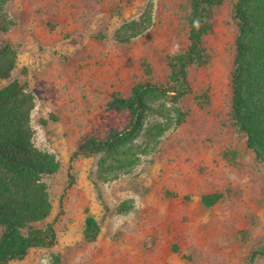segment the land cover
<instances>
[{"label":"rangeland","instance_id":"obj_1","mask_svg":"<svg viewBox=\"0 0 264 264\" xmlns=\"http://www.w3.org/2000/svg\"><path fill=\"white\" fill-rule=\"evenodd\" d=\"M236 2L214 10L213 31L204 38L208 63L189 69L192 93L181 101L186 121L165 135L157 154L111 184L93 183L101 156L76 159L63 215L71 156L91 138L104 140L129 125L128 110L108 108L114 94L167 82L168 57L189 45L191 0L8 2L15 25L0 33V45L17 48L18 62L0 89L27 79L36 103L33 143L60 163L57 174L43 178L52 212L37 225L55 223L57 243L10 264H245L264 240V164L229 117ZM217 193L224 197L216 204L203 203ZM89 215L101 226L93 243L84 239Z\"/></svg>","mask_w":264,"mask_h":264},{"label":"trees","instance_id":"obj_2","mask_svg":"<svg viewBox=\"0 0 264 264\" xmlns=\"http://www.w3.org/2000/svg\"><path fill=\"white\" fill-rule=\"evenodd\" d=\"M9 1L0 0V33L9 32L15 25L6 10ZM225 1L191 0L186 17L189 45L185 51L168 57L170 74L166 83L141 82L135 84L127 97L113 95L108 108L128 110L131 121L123 130H112L104 140L91 138L73 153L67 187L60 198V215L75 184L76 159L101 156L93 183L96 187L111 184L123 175L132 174L144 158L157 154L165 135L186 121L188 113L181 101L192 93L188 72L195 65L208 63L204 38L213 31L214 10ZM234 12L240 34L231 76L229 117L244 134L256 161L264 164V0H237ZM133 35L124 41L131 40ZM17 62V48L0 45V81L11 80ZM23 72L26 75L27 71ZM147 73H151L149 69ZM35 105L27 79L12 80L0 89V264L23 261L32 249L52 248L57 243L55 223H47L44 228L37 226L52 212L43 178L57 174L60 163L55 155L33 143L31 116ZM150 117L152 121L148 120ZM41 122L45 125L47 120ZM139 137L141 142L137 143ZM223 197V193L205 195L202 201L210 207ZM100 229L98 221L89 215L84 239L95 242ZM147 243L152 246L153 238L149 237ZM260 256L264 257V240L253 248L245 264H254Z\"/></svg>","mask_w":264,"mask_h":264}]
</instances>
